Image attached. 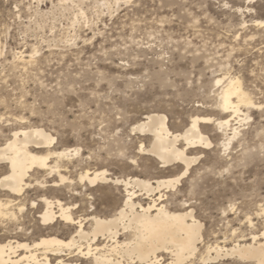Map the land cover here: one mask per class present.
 I'll list each match as a JSON object with an SVG mask.
<instances>
[{
    "label": "rangeland",
    "instance_id": "1",
    "mask_svg": "<svg viewBox=\"0 0 264 264\" xmlns=\"http://www.w3.org/2000/svg\"><path fill=\"white\" fill-rule=\"evenodd\" d=\"M230 78L242 81L257 107L225 115L220 94ZM262 104L264 0H0V144L11 132L41 127L58 148L81 149L79 166L64 173L75 182L85 170H105L112 179H174L182 165L163 168L139 150L134 165L119 157L129 146L149 145L132 127L149 113L166 115L175 133L195 117L213 119L200 126L213 146L188 151L200 159L176 189L161 192L169 210L193 209L203 223L202 252L250 243L264 231ZM225 119L231 126L221 130ZM234 128L237 138L224 147ZM78 189L82 197L28 190L23 211L13 207L15 217L0 219V242L71 236L63 223L40 225L43 205L33 208L32 201L44 194L75 206L77 219L112 216L126 199L124 187L113 183ZM0 199H7L1 190Z\"/></svg>",
    "mask_w": 264,
    "mask_h": 264
},
{
    "label": "bare ground",
    "instance_id": "2",
    "mask_svg": "<svg viewBox=\"0 0 264 264\" xmlns=\"http://www.w3.org/2000/svg\"><path fill=\"white\" fill-rule=\"evenodd\" d=\"M217 83H222V79ZM243 86L238 78H230L223 86L220 98L225 115L233 113L236 117L243 112V108L257 107L258 104ZM212 122L210 117H195L183 132L175 133L166 115L149 113L132 127V133L150 138L147 147L141 145L143 151L140 153L154 157L163 168L174 165L184 167L177 178L154 181L139 177L112 179L108 171L85 170L75 182L64 173L71 167L79 166L83 157L80 148H58L60 142L57 138L41 127H25L11 132L12 137L0 144V166L5 168L0 176V190L7 197L6 200L0 199V219L15 217L13 207L23 211L21 198L33 189L45 193L68 190V193L82 197L78 189L80 186L82 189H93L113 183L124 187L126 199L112 216L102 217L92 212L77 219L73 214V210L77 209L75 206L71 207L57 197L42 195L32 201V207L38 209L40 204L43 205L38 218L44 230L63 223L74 232L68 239L47 235L33 242H0V264H78L79 260H90V264H196L197 260L199 264H214L224 258L264 264V231L253 235L250 243H237L230 249L209 245L202 252V247H205L204 225L197 220L194 210L172 211L162 203V190L176 189L200 159L199 156H189L188 151L207 150L213 146L200 128L201 124ZM218 126L226 130L231 126V120L220 121ZM231 134H225L227 143L224 147H229L237 138L238 129L234 128ZM40 173L42 177H36ZM143 195L150 203H142L140 198Z\"/></svg>",
    "mask_w": 264,
    "mask_h": 264
},
{
    "label": "snow or ice",
    "instance_id": "3",
    "mask_svg": "<svg viewBox=\"0 0 264 264\" xmlns=\"http://www.w3.org/2000/svg\"><path fill=\"white\" fill-rule=\"evenodd\" d=\"M129 3H131V0H129ZM225 7H228V5H225ZM262 107H264V104L261 105ZM143 151V146H129L128 150L125 152V151H122L119 153V157L124 161V162H129L131 164H136V152L137 151ZM167 264V262H166Z\"/></svg>",
    "mask_w": 264,
    "mask_h": 264
}]
</instances>
